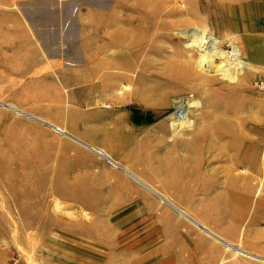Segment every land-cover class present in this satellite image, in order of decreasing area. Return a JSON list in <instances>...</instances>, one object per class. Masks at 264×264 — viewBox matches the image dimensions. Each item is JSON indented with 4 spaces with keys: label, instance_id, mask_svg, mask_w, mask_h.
<instances>
[{
    "label": "rangeland",
    "instance_id": "obj_1",
    "mask_svg": "<svg viewBox=\"0 0 264 264\" xmlns=\"http://www.w3.org/2000/svg\"><path fill=\"white\" fill-rule=\"evenodd\" d=\"M247 3L263 13L264 0H0V264H186L200 236L217 252L196 264H264V70L246 63L264 21ZM9 10L24 28L4 26ZM25 31L81 73L59 99L10 71L9 52L36 49Z\"/></svg>",
    "mask_w": 264,
    "mask_h": 264
},
{
    "label": "crops",
    "instance_id": "obj_2",
    "mask_svg": "<svg viewBox=\"0 0 264 264\" xmlns=\"http://www.w3.org/2000/svg\"><path fill=\"white\" fill-rule=\"evenodd\" d=\"M249 3H247V5H248V7L250 6V8H249L250 12H249V14H247V16H249V18L252 17L253 20L256 17L261 16L262 21H264V11H263V13H259V15L256 13H251V9H254V6H257V5H254V4L249 5ZM263 4L261 3V5H263ZM242 5H243V3H237L236 4V8L238 11L243 10ZM263 7H264V5H263ZM249 9H247V10H249ZM7 15H10L11 18H7L6 20H12V22H7L6 24H4V26L15 27V26H21L22 25L24 28L23 23H20L18 25L15 22L16 20L19 19V15L17 13H14L13 11L9 10V14H8V11L6 13V16ZM80 17L81 16H74V18L77 19L78 25L75 28L78 29V32L81 31V29L83 28L80 25V20H79ZM98 17H99V19H103L102 18L103 16L98 15ZM261 19H260V21H261ZM69 22H70V17L68 19H66V24L69 25ZM94 27H96L95 24H94ZM253 31L255 32L256 28H254ZM26 38L30 43H32L29 47H31V48L36 47V49H34V50H28V49L17 50V49H15L14 51L9 52V54L7 55L8 56L7 59L10 60V67H9L10 71L12 69H14V66H15V70H16L17 75H23V73L27 74V78H23L22 83L24 82L25 85H27L29 89H30V86H29L30 83H32V84L38 83L39 84V85H37V87L39 88V92H38V95L36 98H38V97H40V98L50 97L51 100L52 99H59V97L61 95V89H65V93H67V91L69 89V87H67V86H70L69 85L70 81H72L74 79L73 85H76L77 83H80L83 80V79H81L82 78L81 73L77 74V72L74 70H68V68L64 65L63 58H65V57H63L62 52L57 51L55 54H52L51 56H49L46 54L45 50L42 47H40L38 49V47H37L38 44L35 43L33 36L27 32H26V36H23V41H26ZM11 40H12V38H11ZM77 41L79 42V44H81V38L80 37L77 39ZM248 43H249V45H247L246 49L249 50V56H246V63L249 66H251V65L254 66L255 69L257 68V69H263L264 70V51L262 50L263 49L262 43H264V42L259 41V40H257V38L250 36V38H248ZM39 45H40V43H39ZM102 45H103V43H101V46ZM81 53H82V49H80V54ZM0 67H1V63H0ZM90 70H91L92 74L95 73V70L93 69V67H91ZM18 73H21V74H18ZM90 76H92V75H90ZM50 93H51V95H50ZM28 96H30V95H28ZM66 99H67V102H70V103H74L77 100L75 98H66ZM62 110H63V108H62ZM63 111H66V113H68V108L63 110ZM64 127H65V125H64ZM67 132H69V135L72 137V139L75 142H77V143L79 142L80 144L83 143V140L82 139L80 140L79 136L75 135L76 132L74 130H67ZM67 132H65V133H67ZM121 169H124V168H121ZM125 170H127V169H124V171ZM263 201H264V197H263ZM207 229L203 228L204 231H206L208 234L211 235L212 230H210V229L207 230ZM199 238H201L203 244L199 246L197 243H195L194 247H201V250H203V251H200L198 248H192V251L188 253V259L186 261V264H196L201 259H203L202 255L204 256V253L207 255L208 253L210 254L211 252H213V253L217 252L216 250H214V249H217V247L214 246L213 242L208 239L209 237L200 236ZM211 247L214 249H212ZM201 253H202V255H201ZM175 256H179V255H175ZM175 256L173 257V255H172V256H170V258H165V259L164 258H158V260H156V263L159 264L161 262L160 264H183L182 259H180L181 263H176L173 260V258L178 259L179 257H175Z\"/></svg>",
    "mask_w": 264,
    "mask_h": 264
},
{
    "label": "water",
    "instance_id": "obj_3",
    "mask_svg": "<svg viewBox=\"0 0 264 264\" xmlns=\"http://www.w3.org/2000/svg\"><path fill=\"white\" fill-rule=\"evenodd\" d=\"M11 108H13L14 110H17V111H20V110H18L17 108H15V107H13V106H10ZM9 107V108H10ZM125 171H127V170H125ZM128 172V171H127ZM243 252H246L247 254H249V255H251V256H254V257H257V256H255V255H253V254H251V253H249V252H247V251H245V250H243ZM264 259V258H263Z\"/></svg>",
    "mask_w": 264,
    "mask_h": 264
},
{
    "label": "trees",
    "instance_id": "obj_4",
    "mask_svg": "<svg viewBox=\"0 0 264 264\" xmlns=\"http://www.w3.org/2000/svg\"><path fill=\"white\" fill-rule=\"evenodd\" d=\"M132 115H133V120H134V121H137V120H139V118H140V117L137 115V113H136V112H133V114H132Z\"/></svg>",
    "mask_w": 264,
    "mask_h": 264
},
{
    "label": "built area",
    "instance_id": "obj_5",
    "mask_svg": "<svg viewBox=\"0 0 264 264\" xmlns=\"http://www.w3.org/2000/svg\"><path fill=\"white\" fill-rule=\"evenodd\" d=\"M263 85H262V89L264 90V82L262 83Z\"/></svg>",
    "mask_w": 264,
    "mask_h": 264
},
{
    "label": "bare ground",
    "instance_id": "obj_6",
    "mask_svg": "<svg viewBox=\"0 0 264 264\" xmlns=\"http://www.w3.org/2000/svg\"><path fill=\"white\" fill-rule=\"evenodd\" d=\"M181 214H183L184 215V213L183 212H181V211H179ZM189 218V217H188ZM194 222V221H193Z\"/></svg>",
    "mask_w": 264,
    "mask_h": 264
}]
</instances>
